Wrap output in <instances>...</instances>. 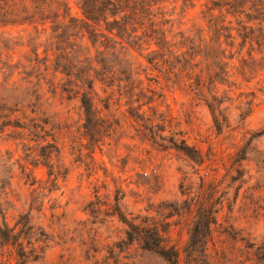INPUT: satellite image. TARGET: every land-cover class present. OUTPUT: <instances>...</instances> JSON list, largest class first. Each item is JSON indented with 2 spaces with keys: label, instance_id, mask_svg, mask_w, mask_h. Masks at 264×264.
<instances>
[{
  "label": "rangeland",
  "instance_id": "1",
  "mask_svg": "<svg viewBox=\"0 0 264 264\" xmlns=\"http://www.w3.org/2000/svg\"><path fill=\"white\" fill-rule=\"evenodd\" d=\"M80 1L66 0L67 10L48 2L21 16L25 24L0 28V107L17 105L4 113L24 125L48 120L36 138L0 120V204L16 231L30 218L16 244L0 240V264H171L142 247V232L176 250L178 264H264V25H253L256 44L241 50L237 40L231 50L236 87L234 103L220 108L229 124L221 132L190 92L194 79L159 74L142 58L139 76L85 90L93 104L87 119L80 97L61 92L50 29L66 12L71 25L63 40H101ZM203 3L166 0L169 36L204 28ZM3 74H13L16 85L2 83ZM239 93L243 104L253 99L241 125ZM185 147L194 161L178 150ZM118 212L137 228L132 242Z\"/></svg>",
  "mask_w": 264,
  "mask_h": 264
},
{
  "label": "trees",
  "instance_id": "2",
  "mask_svg": "<svg viewBox=\"0 0 264 264\" xmlns=\"http://www.w3.org/2000/svg\"><path fill=\"white\" fill-rule=\"evenodd\" d=\"M165 1L81 0V10L87 16L89 26L95 28L93 36L101 39L97 41L91 39L89 35L84 41L82 36L81 44L76 42V38L72 39V42L67 38L62 39V34L71 25V20L66 12L57 14L55 21L51 22L50 29L52 39L55 41L54 59L57 60L54 72L60 75L59 82L64 85L61 92H73L77 97L79 96V103L88 119L93 111V104L85 90L95 93L93 91L97 83L116 76H139L136 72L142 67V63L138 58H142L151 70L159 74L163 72L194 79L190 92L200 97L198 100L209 112L213 127L219 133L229 126L227 117L219 115L220 108L225 103L230 105L234 103L230 97L231 88L236 87L235 81H230L229 65L233 59L231 50L237 40L240 41L241 50L246 43L256 44V37L251 39L250 36L253 25H257V22L260 26L264 25V0H203L204 3L201 5L203 10L200 14L205 27L194 29L192 34L180 31L171 36H169L170 32L165 30L164 26L168 22L161 13ZM174 1L180 2L182 6L190 4L193 8L194 2L200 0ZM48 2H53L57 7H64L67 10L66 0H0V28L25 24L28 20L21 19V16L26 15L31 8L36 10L37 7ZM97 9L105 17L104 29L100 27L101 20L95 17ZM77 44L81 51L77 50ZM91 49L95 50L93 57ZM133 53L137 54L136 63H132L135 60ZM135 65L138 66L135 68ZM14 67L12 64L7 65L8 69ZM1 78L2 83L12 82L11 87L16 85L13 74L6 77L3 74ZM101 91L106 93L102 88ZM242 97L243 93H239L235 107L238 111L237 123L240 125L253 114V99L243 104V101H239ZM14 108L16 110L0 107L2 127L9 126L25 131L32 138H36L38 132L46 133L45 126L48 125V120L41 121L43 127L35 123L34 119L29 120V125L9 120V116L4 112L12 115L17 112V105ZM178 150L194 161L193 151L187 147ZM117 214L119 220L128 227L126 237L132 242L133 236L137 234L136 226L126 221L120 212ZM6 216L0 204V240L3 246L16 244L23 233L22 230L30 229L29 217L25 216L24 222L19 223L22 227L16 231L18 223L10 228ZM140 234L137 236L144 249L155 251L168 263L178 264L179 257L176 250L165 249L155 238L146 237V232Z\"/></svg>",
  "mask_w": 264,
  "mask_h": 264
}]
</instances>
